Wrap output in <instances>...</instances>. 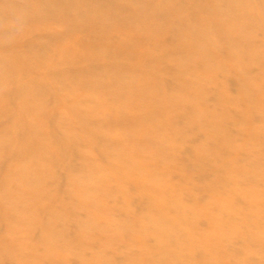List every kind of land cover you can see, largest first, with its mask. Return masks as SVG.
Instances as JSON below:
<instances>
[{
    "label": "bare ground",
    "instance_id": "bare-ground-1",
    "mask_svg": "<svg viewBox=\"0 0 264 264\" xmlns=\"http://www.w3.org/2000/svg\"><path fill=\"white\" fill-rule=\"evenodd\" d=\"M260 30L264 0H0V264H264Z\"/></svg>",
    "mask_w": 264,
    "mask_h": 264
},
{
    "label": "rangeland",
    "instance_id": "rangeland-1",
    "mask_svg": "<svg viewBox=\"0 0 264 264\" xmlns=\"http://www.w3.org/2000/svg\"><path fill=\"white\" fill-rule=\"evenodd\" d=\"M260 1V0H259ZM255 2H257V1H255ZM260 3V2H259ZM261 33L262 34H264L261 30L259 31V33H258V35L260 36L261 35ZM39 34H35V36H37V37H40V35L38 36ZM257 72V69H256V67L255 68H252L251 69V71L249 72L250 73V75H253V74H255ZM199 140V137H198V135H196V136H194V137H192V142H195L196 143V141H198ZM192 151L189 149V145L188 144H185V145H183V147L181 148V151H180V154L182 155V156H184L185 157V159L187 160V159H189V158H192ZM4 163H5V160H2L1 162H0V177H2L3 175H4V171H3V167H4ZM57 170H58V168H57ZM63 170H62V168H60V171H56L58 174H57V176L59 177V178H64V174H63V172H62ZM175 174L173 175V177L171 176V179H173L174 181H178L179 180V178L181 177H183V175H185V171H184V167H183V165H177V167L175 168ZM205 176H207V175H205ZM203 181H204V179H203ZM199 182V181H198ZM200 182H202V180L200 181ZM143 201L141 202V203H139V206L143 209L144 208V210H147V209H149L148 208V198H146V199H142ZM199 228H201V226H202V224L201 223H198V225H197ZM119 242V243H118ZM117 242V250H118V252H120V253H126L127 252V246H128V244L130 243V240L128 239V237H124L122 240H119ZM35 250H37V252H38V249H35ZM254 254V253H253ZM69 260V262H71L72 263V259H68ZM113 261V260H112Z\"/></svg>",
    "mask_w": 264,
    "mask_h": 264
}]
</instances>
